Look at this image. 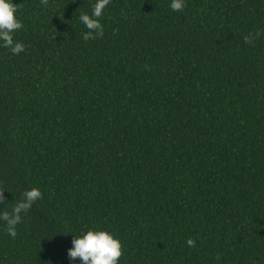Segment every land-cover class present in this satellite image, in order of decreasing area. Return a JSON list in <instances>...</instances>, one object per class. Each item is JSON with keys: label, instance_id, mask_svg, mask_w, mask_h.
<instances>
[{"label": "trees", "instance_id": "16d2710c", "mask_svg": "<svg viewBox=\"0 0 264 264\" xmlns=\"http://www.w3.org/2000/svg\"><path fill=\"white\" fill-rule=\"evenodd\" d=\"M11 3L0 215L41 195L0 264H80L88 229L118 264H264V0H108L87 40L97 0Z\"/></svg>", "mask_w": 264, "mask_h": 264}, {"label": "clouds", "instance_id": "9594fccd", "mask_svg": "<svg viewBox=\"0 0 264 264\" xmlns=\"http://www.w3.org/2000/svg\"><path fill=\"white\" fill-rule=\"evenodd\" d=\"M108 0H97L91 18L87 14L80 16V21L90 31L84 34V39L87 40L95 31L96 36L103 34L99 20L102 9L107 4ZM184 6L183 0H171L170 8L172 11H181ZM16 7L11 3V0H0V40L4 46L10 47L13 54L23 51V45L15 43L11 33L13 30L20 29L22 25L14 18ZM260 35L259 32L256 34ZM246 42L248 38H245ZM41 193L38 188H32L23 193V199L18 202L12 209L11 213H3L0 219L4 220L7 225L9 235L15 236V226L21 220V213L26 212L39 197ZM189 245L193 244L192 240H188ZM122 254L121 243L114 235L106 230L88 229L79 236H75L71 240V247L67 249L69 260L79 258L80 264H118V259Z\"/></svg>", "mask_w": 264, "mask_h": 264}]
</instances>
